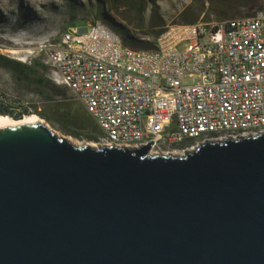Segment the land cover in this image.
<instances>
[{"label":"water","instance_id":"obj_1","mask_svg":"<svg viewBox=\"0 0 264 264\" xmlns=\"http://www.w3.org/2000/svg\"><path fill=\"white\" fill-rule=\"evenodd\" d=\"M153 143L0 128V264H264V132Z\"/></svg>","mask_w":264,"mask_h":264},{"label":"built area","instance_id":"obj_2","mask_svg":"<svg viewBox=\"0 0 264 264\" xmlns=\"http://www.w3.org/2000/svg\"><path fill=\"white\" fill-rule=\"evenodd\" d=\"M154 43L155 53L136 54L95 20L19 60L41 59L47 77L74 93L101 128L99 145L154 142L151 152L181 153L208 139L264 132V9L173 24Z\"/></svg>","mask_w":264,"mask_h":264},{"label":"rangeland","instance_id":"obj_3","mask_svg":"<svg viewBox=\"0 0 264 264\" xmlns=\"http://www.w3.org/2000/svg\"><path fill=\"white\" fill-rule=\"evenodd\" d=\"M214 1L243 14L255 15L264 9V0ZM159 5L167 26L182 23L184 14L197 15L201 9L204 11L199 15L198 21L216 20V13L211 11V8L220 6V4L214 5L211 0H159ZM249 6H253L251 10ZM125 9L124 6L117 7L111 0H0V55L21 61L19 58L25 59L29 55L23 51L24 49L31 47L36 55L40 45L58 32L69 26L85 27L95 20L108 30L111 38L124 45L130 46L126 44L130 36L141 41H154L152 37L141 36L133 29L132 25L124 19V16L128 15ZM146 13L148 17L149 11ZM16 51L17 53H14ZM29 60L30 58L28 62H21L32 65ZM36 60L42 65L41 59ZM37 74H32L31 78L36 77ZM71 103L78 104L77 112L80 114V102L67 87L58 86L52 81L51 85L44 87L36 85L31 80L21 81L12 70L0 65V110L2 112L11 110L17 114L22 113L20 118L7 114L15 119L37 114L50 128L60 135L69 136L75 143L90 142L99 145L100 135L89 129L78 130L70 127L64 122L69 120V116L66 115V117L61 112L62 117L59 118L57 111L63 110L61 105L68 107ZM77 134L84 137L78 138ZM86 135L97 138L87 139ZM197 144L195 143L194 147Z\"/></svg>","mask_w":264,"mask_h":264},{"label":"trees","instance_id":"obj_4","mask_svg":"<svg viewBox=\"0 0 264 264\" xmlns=\"http://www.w3.org/2000/svg\"><path fill=\"white\" fill-rule=\"evenodd\" d=\"M211 1L214 5L220 4L218 8H215V6H212L211 8V11L216 13V20L220 22L235 18L251 17L254 15L249 13L243 14L233 10V8H226L220 2H215L214 0ZM111 2L117 7L124 6L126 8L125 10L128 12V15L124 16V19H126L132 25L133 29L136 32L140 33L141 36L152 37L155 40L167 27V22L160 11L159 0H111ZM252 7L253 6H249V10H251ZM147 11H149L148 17H146ZM203 11L204 10L201 9L199 11V14L197 15L184 14L182 23L197 22L199 15ZM126 44L139 49H152L155 46L154 41H141L140 39L134 38L133 36L128 37V42H126ZM33 63L34 68H30V65H27L26 63H22L21 61H17L15 59H10L5 55H0V65L12 70L18 79H20L21 81L31 80L40 87L43 85L46 86V83L44 84L43 82L44 79L42 76L31 78L32 74H39L42 66L41 63L37 60H34ZM79 105L81 108L80 114H78L77 112V110L79 109L77 103H71V105L68 107L61 105V109L63 110L57 111L58 116H60L59 118L61 119L63 114H65V116L68 115L69 120H64V122L70 127H74L78 130L89 129L100 135V126L93 119L87 109L82 104L79 103ZM60 112L61 114H63L61 115ZM5 113L10 114L14 117L16 116L18 118L22 117V113L17 114L11 110L6 111ZM5 113L0 110V114ZM76 136L81 139L84 137L81 134H77ZM86 138L95 140L97 137H94L93 135H86Z\"/></svg>","mask_w":264,"mask_h":264},{"label":"bare ground","instance_id":"obj_5","mask_svg":"<svg viewBox=\"0 0 264 264\" xmlns=\"http://www.w3.org/2000/svg\"><path fill=\"white\" fill-rule=\"evenodd\" d=\"M101 27L104 28L103 26H101ZM104 30L106 31V33H108V36H109L110 40L111 41H115L116 45H123L126 48H128L129 50H131L133 52H136V54L155 53V51H156V44H155L154 48H152V49H136V48L124 45V44H122L121 42H119L117 40H114L113 38L110 37L108 30L106 28H104ZM23 51L29 53V55H31V54H33L35 52L33 50V48H31V47H29L27 49H24ZM14 53H17V51L14 52ZM33 121H39L41 123L46 124L44 122V120L40 116H38L37 114H30V115H28V116H26L25 118H22V119H15V118L11 117L10 115H7V114H0V128L5 127V126H9V125L20 124V123H24V122H33ZM91 144L93 146H95V147L98 146V144H95V143L94 144L91 143ZM193 149H195V147L194 148H190L187 151H192ZM185 152L186 151H183L182 153H172V155H176V156L182 155L183 156ZM150 153H152V154H162V153H164V155H169L171 152L170 153H165V152H154V151L151 152L150 151Z\"/></svg>","mask_w":264,"mask_h":264},{"label":"flooded vegetation","instance_id":"obj_6","mask_svg":"<svg viewBox=\"0 0 264 264\" xmlns=\"http://www.w3.org/2000/svg\"><path fill=\"white\" fill-rule=\"evenodd\" d=\"M30 64H32V65H30V68H34V63L33 62H31ZM47 72H48V67H46V66H41V69H40V72H39V74L40 75H36L37 77L38 76H42L43 77V79H44V84L46 83V86H49V85H51V80L47 77ZM41 87H44V85L43 86H41Z\"/></svg>","mask_w":264,"mask_h":264}]
</instances>
